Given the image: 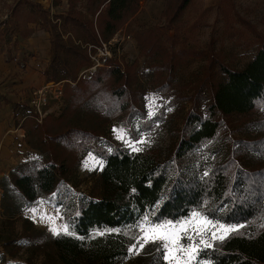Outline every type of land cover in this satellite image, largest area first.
<instances>
[{
	"label": "trees",
	"instance_id": "obj_1",
	"mask_svg": "<svg viewBox=\"0 0 264 264\" xmlns=\"http://www.w3.org/2000/svg\"><path fill=\"white\" fill-rule=\"evenodd\" d=\"M17 1L13 13L28 4L30 10L41 13L42 28L50 33L51 59L44 71L48 82H67L66 107L57 120L82 110L104 124L121 118L130 134L134 133L132 125L137 119L141 120V130L153 128V120L146 116L137 65L127 66L124 71L118 63L109 61L90 77L79 78L80 70L91 62L84 46L100 45L102 39L108 42L128 9L136 10L139 0H69L68 10L53 18L38 3ZM191 2L171 1L166 31L183 17ZM61 4L62 0H53V6ZM225 22L227 29L233 26V22L227 19ZM253 35L256 54L244 69L230 66L224 57L213 53V43L206 51L183 52L173 49L176 37L166 36L165 41L161 40V33L159 36L145 33L140 37L141 52L151 59L150 68L160 72L156 89L165 96L173 92L177 68L187 59L203 56L208 61L205 78L199 82L195 95L189 97L192 108L171 158L161 161L152 152H134L75 123L50 139L54 149L62 146L75 150L78 161L88 152L103 160L98 175L99 197L74 192L66 180L69 167L63 162L65 158L62 162L54 159L24 162L9 179L2 180L3 184L10 182L11 191L19 197L18 208L31 207L39 199H45L63 212L68 234L34 233L42 241L44 237L49 239L47 246L53 255L44 264H124L131 257L132 241L123 229L146 220L155 224L177 222L196 211L226 225L241 226L222 242L202 249L199 261L264 264L263 129L256 137L247 139L225 137L231 146L224 160H211L200 174L187 172L190 166L202 165V150L211 151L222 137L223 116H248L264 110V35L257 30ZM50 119L47 117L46 122ZM2 189L7 192L6 187ZM154 254L147 259H134L131 264H166L161 252ZM0 264L32 263H12L0 255Z\"/></svg>",
	"mask_w": 264,
	"mask_h": 264
},
{
	"label": "rangeland",
	"instance_id": "obj_2",
	"mask_svg": "<svg viewBox=\"0 0 264 264\" xmlns=\"http://www.w3.org/2000/svg\"><path fill=\"white\" fill-rule=\"evenodd\" d=\"M171 1L139 0L136 10H132L133 7L128 9L116 33L108 42L102 39L100 45L84 46L91 62L80 70L79 78L90 77L96 69L104 67L109 61L118 63L124 71L127 66L137 65L139 82L144 90L142 100L146 116L153 120V128L141 130V120L137 119L132 125L134 133L130 134L123 127L121 118H114L104 124L82 110L77 115L57 120L63 115L66 107L64 98L67 82H48L44 74L51 59L50 51L47 55L45 48L48 39L44 37H49L50 41V33L42 28L41 13L30 10L28 4L13 13L18 1L0 0V255L5 256L8 262L29 261L32 264H44L47 259H52L53 255L47 246L49 239L44 237L43 242L34 233H69L63 212L57 205L45 199H39L34 206L18 208L21 203L19 197L11 191L10 182L3 184L2 180L9 179L19 165L33 160L54 159L62 162L65 158L63 162L69 167L66 180L75 193L97 197L101 193L98 175L104 165L103 160L93 152H88L78 161L75 150L62 146L54 149L50 139L52 135L63 133L77 123L80 128L95 130L103 138L114 140L134 152H152L161 161L174 155L181 130L192 108L193 101L189 97L195 95L199 82L205 78L208 61L203 56L187 59L177 68L173 92L165 96L156 89L160 72L156 73L150 68L151 59L141 52L140 37L143 34L157 33L159 36L161 33L163 41L166 36L176 37L178 40L173 49L183 52L206 51L213 43V53L224 57L227 64L238 69H244L255 56L257 45L253 31L257 30L264 35V0H192L183 17L174 23L171 30L166 31V13ZM48 6L42 7L51 12V18L68 10L67 0H63L60 6L55 7L52 3ZM236 18L248 22L249 25L235 21ZM225 19L233 22L229 29L225 27ZM46 32L47 36L44 34ZM56 87L62 88L63 94L58 99L50 94L49 106L40 117L37 114L41 121L35 120V109L31 105L35 93L44 89L55 90ZM175 96L179 97L174 99ZM47 117L51 119L46 122ZM223 120L225 131L220 134L222 137L213 144L211 151L202 150L204 163L190 166L187 170L189 175L202 173V169L210 165L211 160L221 162L227 157L231 141L229 143L225 137L230 136L231 140L247 139L256 137L262 129L261 136L264 137L263 109L248 116H223ZM257 122L263 125L262 128L258 127ZM3 187L7 188L6 193ZM193 213H197V217H193ZM193 213L177 222H161L184 226V230L179 227L172 230L179 237L178 243L181 245L188 244L185 230L187 234L194 235V229L203 226V238L213 246L223 241L212 239V232L221 234V230L213 225L235 227L237 231L241 228L226 225L198 211ZM205 220L211 223H205ZM141 225L148 227L156 224L146 220L139 225L123 229L125 236L132 241L130 248L135 244L136 238L142 235ZM64 227H67V233L63 231ZM53 229H56L55 233ZM237 231H231L227 236ZM200 238L201 236L194 235L195 241L198 242ZM159 245L158 240L149 242L143 249L136 245L137 251H129L131 257L124 264H131L134 259L141 257L147 259L155 255V252L162 253ZM199 247L201 250L205 249L204 245ZM190 264L207 263L199 261L197 255Z\"/></svg>",
	"mask_w": 264,
	"mask_h": 264
},
{
	"label": "snow or ice",
	"instance_id": "obj_3",
	"mask_svg": "<svg viewBox=\"0 0 264 264\" xmlns=\"http://www.w3.org/2000/svg\"><path fill=\"white\" fill-rule=\"evenodd\" d=\"M197 215V213H193V217H197ZM204 222L208 224L211 223L206 220ZM177 227L184 230L183 225L177 226L172 225L171 223L156 224L155 226L148 227L141 225L140 232L142 235L136 238L135 244L129 249V251L136 252V245H139V248L143 249L144 245L158 240L160 241L159 248L162 249V259L165 260L167 264H190L193 259H196L197 255L201 251L199 245H204L205 248L212 247V244L203 238L202 233L205 231L203 226L198 229H194V235L201 236L198 242L194 240V235L187 234L185 230V238L188 240L187 245H181L178 243L179 237L172 231ZM213 227L221 230L220 235H217L216 232H212L211 236L213 240L218 239L222 241L229 232L237 231L235 227L225 228L223 225H213ZM53 231L55 233L56 229H53ZM63 231L67 233V227H64Z\"/></svg>",
	"mask_w": 264,
	"mask_h": 264
},
{
	"label": "built area",
	"instance_id": "obj_4",
	"mask_svg": "<svg viewBox=\"0 0 264 264\" xmlns=\"http://www.w3.org/2000/svg\"><path fill=\"white\" fill-rule=\"evenodd\" d=\"M53 94L55 99H58L62 94L63 90L62 88L56 87L55 90L53 89H44L40 90L35 93L34 99L32 100L31 105H33V108L35 109V115L36 117L34 118L35 120L41 121V118H38L37 114L40 115L43 114V112L46 110V107L49 106V95ZM26 118L23 120L25 121Z\"/></svg>",
	"mask_w": 264,
	"mask_h": 264
},
{
	"label": "crops",
	"instance_id": "obj_5",
	"mask_svg": "<svg viewBox=\"0 0 264 264\" xmlns=\"http://www.w3.org/2000/svg\"><path fill=\"white\" fill-rule=\"evenodd\" d=\"M68 1L69 0H67V5L69 6ZM33 2L38 3L41 6H44V8H48L49 7L48 5L51 4V3L53 4V0H34ZM62 3H63V0H62ZM45 6H48V7H45ZM44 34H45V36H47V32L44 33ZM45 38L48 39V41L45 42L46 43V47H45L46 48V53L48 55L49 54V51H50L51 43L49 41V37H44V39ZM40 39H42V38L40 37ZM1 192H2V190H1Z\"/></svg>",
	"mask_w": 264,
	"mask_h": 264
}]
</instances>
